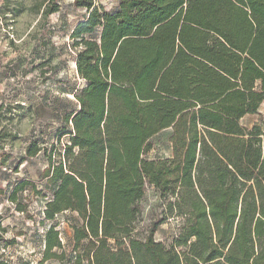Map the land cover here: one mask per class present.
Listing matches in <instances>:
<instances>
[{"label":"trees","instance_id":"16d2710c","mask_svg":"<svg viewBox=\"0 0 264 264\" xmlns=\"http://www.w3.org/2000/svg\"><path fill=\"white\" fill-rule=\"evenodd\" d=\"M73 6L86 11L68 36L85 84L63 117L67 142L25 150L47 160L41 224H51L39 262L264 264V0ZM33 7L44 18L60 10L56 0ZM247 116H256L251 127L241 124ZM164 131L170 158H147ZM27 185L40 194L23 181L8 196L21 213L16 196ZM149 189L164 215L141 234ZM67 213L69 256L56 221ZM170 219L177 233L166 245L155 234Z\"/></svg>","mask_w":264,"mask_h":264},{"label":"rangeland","instance_id":"374dc122","mask_svg":"<svg viewBox=\"0 0 264 264\" xmlns=\"http://www.w3.org/2000/svg\"><path fill=\"white\" fill-rule=\"evenodd\" d=\"M107 11L114 10L119 0H94ZM0 0V264H68L43 257V239L51 224L43 220L44 204L51 193L45 187L42 171L47 166L43 153L26 159L25 150L37 143L47 150L58 149L67 142L63 117L76 109L74 94L84 86L75 70V55L68 38L74 25L86 11L73 6V0H56L60 10L44 18L36 13L35 0H10L4 7ZM264 115V102L259 107ZM264 117V116H263ZM256 116H247L241 124L251 127ZM170 131L155 136L149 159L171 156ZM53 147V148H52ZM30 185L17 194L18 207L8 200L11 190L20 182ZM141 234L153 220L164 215L165 204L149 189L141 202ZM61 223L59 237L66 255L72 254L70 214L57 217ZM177 221L162 224L155 239L170 245L177 233ZM142 236V235H141ZM58 253V251H56Z\"/></svg>","mask_w":264,"mask_h":264},{"label":"crops","instance_id":"0c3cea01","mask_svg":"<svg viewBox=\"0 0 264 264\" xmlns=\"http://www.w3.org/2000/svg\"><path fill=\"white\" fill-rule=\"evenodd\" d=\"M262 105V104H261ZM259 113L261 114V115H263L260 111H259ZM264 116V115H263Z\"/></svg>","mask_w":264,"mask_h":264}]
</instances>
